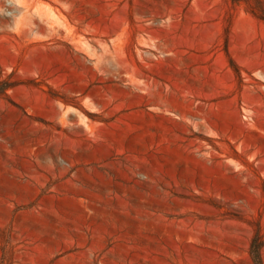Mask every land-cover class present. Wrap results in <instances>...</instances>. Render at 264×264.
Masks as SVG:
<instances>
[{
  "label": "rangeland",
  "instance_id": "374dc122",
  "mask_svg": "<svg viewBox=\"0 0 264 264\" xmlns=\"http://www.w3.org/2000/svg\"><path fill=\"white\" fill-rule=\"evenodd\" d=\"M1 80L0 264H255L264 0H0Z\"/></svg>",
  "mask_w": 264,
  "mask_h": 264
},
{
  "label": "trees",
  "instance_id": "16d2710c",
  "mask_svg": "<svg viewBox=\"0 0 264 264\" xmlns=\"http://www.w3.org/2000/svg\"><path fill=\"white\" fill-rule=\"evenodd\" d=\"M230 63L233 64L234 62L232 59H229ZM9 86H11V83H9L6 80L0 81V91H5ZM263 241H261V238L258 233L255 234V236L252 239L251 246H250V253L252 255V258L254 260L255 264H262V258H261V248L263 246Z\"/></svg>",
  "mask_w": 264,
  "mask_h": 264
}]
</instances>
